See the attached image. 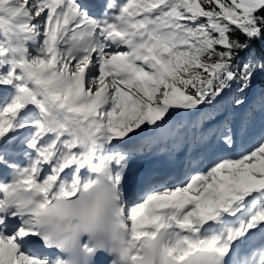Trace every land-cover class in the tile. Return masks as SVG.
Wrapping results in <instances>:
<instances>
[{
	"label": "snow or ice",
	"instance_id": "6c2138e0",
	"mask_svg": "<svg viewBox=\"0 0 264 264\" xmlns=\"http://www.w3.org/2000/svg\"><path fill=\"white\" fill-rule=\"evenodd\" d=\"M257 79L264 0H0V264H264Z\"/></svg>",
	"mask_w": 264,
	"mask_h": 264
},
{
	"label": "trees",
	"instance_id": "16d2710c",
	"mask_svg": "<svg viewBox=\"0 0 264 264\" xmlns=\"http://www.w3.org/2000/svg\"><path fill=\"white\" fill-rule=\"evenodd\" d=\"M256 48L259 50V48H260V45H259V43H257L256 44ZM255 93H256V96H255V99H254V102H257V98H258V94H259V91H260V89L261 88H264V80H261V79H257L256 81H255Z\"/></svg>",
	"mask_w": 264,
	"mask_h": 264
},
{
	"label": "rangeland",
	"instance_id": "374dc122",
	"mask_svg": "<svg viewBox=\"0 0 264 264\" xmlns=\"http://www.w3.org/2000/svg\"><path fill=\"white\" fill-rule=\"evenodd\" d=\"M256 88V87H255ZM254 88V89H255ZM254 93H255V90L252 92V93H250V102H252V100H253V98H254ZM237 111V113H238V111H239V109H237L236 110ZM239 114V113H238ZM258 120V119H257Z\"/></svg>",
	"mask_w": 264,
	"mask_h": 264
},
{
	"label": "bare ground",
	"instance_id": "6f19581e",
	"mask_svg": "<svg viewBox=\"0 0 264 264\" xmlns=\"http://www.w3.org/2000/svg\"><path fill=\"white\" fill-rule=\"evenodd\" d=\"M257 124H259V119L257 120ZM152 161H150L149 163H151Z\"/></svg>",
	"mask_w": 264,
	"mask_h": 264
}]
</instances>
